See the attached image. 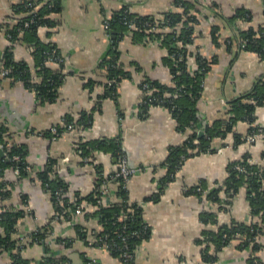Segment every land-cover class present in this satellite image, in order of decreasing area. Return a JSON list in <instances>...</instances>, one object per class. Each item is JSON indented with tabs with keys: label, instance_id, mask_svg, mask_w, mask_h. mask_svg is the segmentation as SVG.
<instances>
[{
	"label": "crops",
	"instance_id": "crops-1",
	"mask_svg": "<svg viewBox=\"0 0 264 264\" xmlns=\"http://www.w3.org/2000/svg\"><path fill=\"white\" fill-rule=\"evenodd\" d=\"M23 1L0 0V59L10 43L6 26L18 19L13 17L10 6ZM186 1L196 3L199 10L201 23L193 43L195 50L206 57L216 56L215 63L205 74L197 100L202 119L198 128L181 130L168 107L142 102L145 92L139 83L144 77L172 84L164 62L166 51L159 41L141 38L136 42L131 30L116 29L109 33L106 27V19L112 11L122 6L134 13L155 16L173 9L175 0H57L58 9L51 16L55 25L50 29L40 27L38 34L41 40L52 41L62 55L63 81L53 99L40 101L36 92L22 80L0 78V125L7 128L10 141L26 149L32 169L29 172H33L29 175L34 176L41 170L47 159L55 160V173L67 183V195L77 191L85 196L95 188V170L79 155V143L119 140L128 165L139 168L125 182L126 200L137 208L149 230L137 245L133 264H252L249 259L252 249L240 250L235 242L216 248L203 233L207 228L216 229L231 220L259 222V218L251 214L246 190L242 188L219 210V204L199 194L194 187L200 184L207 191L214 189L227 175L229 162L238 160L245 152L249 153L251 162L264 167V104L255 108L253 122L237 121L225 136L214 137L210 142L214 151L187 156L172 170L170 155L195 128L199 135L201 130L204 133L203 126L231 116L232 113H226L228 102L250 93L264 77V58L237 43L241 28L257 27L264 21V0ZM236 8L246 11L250 20L230 22L227 17ZM213 24L220 28V43L216 45L209 36ZM113 39L117 40L114 45L120 54L119 67L125 75L117 84L114 97L108 95L105 72ZM16 45L17 59L33 67L29 46ZM187 62L189 71L196 68L193 56ZM67 115L79 119L80 125L67 131ZM251 125L260 127L262 133L252 143L242 141L234 146V133L243 138ZM54 126L63 127L59 135L52 133ZM0 151V156L4 155L1 148ZM91 157L105 177L111 176L119 166L120 156L110 148L94 149ZM30 177L19 178L10 169L5 172L6 180L14 184L7 204L26 211L17 223L15 237L25 242L31 240L30 232L50 222L45 240H31L22 249L21 254L28 264H45L42 257L47 250L53 257L67 253L69 264H85L89 258H93L95 264H129L104 247L84 245L75 233L74 224L78 221L56 217L50 193L39 180ZM118 184L116 178L108 183L110 202L119 199ZM203 211L215 212L217 223L203 222ZM81 223L87 232L94 233V229H98L96 217L83 218ZM59 237L74 239L73 249L65 248L57 241ZM254 254L264 264V234ZM9 262V253L0 249V264Z\"/></svg>",
	"mask_w": 264,
	"mask_h": 264
},
{
	"label": "trees",
	"instance_id": "trees-1",
	"mask_svg": "<svg viewBox=\"0 0 264 264\" xmlns=\"http://www.w3.org/2000/svg\"><path fill=\"white\" fill-rule=\"evenodd\" d=\"M13 7L16 14L20 16L14 24L6 26L5 31L10 43L0 59V78H10L14 81L17 79L22 80L29 89L36 92L37 99L40 101L53 99L59 85L63 81V74L61 73L62 55L52 41L41 40L38 32L40 27L50 29L55 25L51 16L58 9V2L57 0H25L13 4ZM173 7V9L163 11L158 15L150 16L131 12L127 6H122L112 11L109 19H106V23L109 33L113 32V30L116 31V29L131 30L134 41L137 42L141 38L155 39L165 49L166 57L164 62L169 68L172 84L166 85L151 77H144L139 83L140 88L145 92L142 102L146 100L148 105L163 104L168 107L172 111L174 118L179 122L181 130H185L188 127L198 128L202 122L199 109L197 108V100L201 96L205 73L215 63L216 56L206 57L200 54L198 49L195 50L193 43L199 34L197 29L201 23L196 3L186 0H175ZM31 19L33 22H30L28 26H24V23ZM126 19L133 20L132 28H129L125 23ZM227 19L230 22L236 19L247 22L250 20L248 13L241 8H236ZM150 23L156 25V30L149 31ZM219 29L218 25L213 24L210 26L209 36L213 45L220 43ZM239 38L246 39L243 49L254 51L264 58V21L257 27L241 28L237 34V39ZM116 41V39H113L111 57L105 61L108 95L113 97L115 96L117 84L125 76L124 71L119 67L120 54H118L114 45ZM17 43L32 46L33 67L25 60L17 59L15 55ZM191 56L194 57L196 63V68L193 72H190L187 66V61ZM1 66L3 69H9L6 74L1 73L3 70ZM112 78L115 81L110 83L109 80ZM263 104L264 77L250 93L228 102L226 113H232L231 116H223L211 124L203 126L205 129L201 136L198 135V131H195V128L186 140L171 152V170L179 167L187 156L199 152L214 151L210 147V142L214 137L225 136L227 132L232 130L237 121L253 122L255 120V108ZM65 120L67 124L72 123L73 128L80 125L79 119L75 120L69 115L65 117ZM259 128L257 125H251L248 133L257 131ZM62 129L63 127H59V130ZM234 135L233 143L235 146L243 140L235 133ZM10 136L7 128L4 125H0V143L3 144L2 150L4 151V155L0 156V249L9 253V264H28V260L21 254L22 249L31 243V240L36 242L45 240L51 226L50 222L38 226L35 231L28 234L31 240H26V242L21 238L15 237L17 223L25 215L26 211L7 204V199L14 184L6 180L5 172L9 169L13 172V169L17 168L19 170V175H17L19 178L23 176L30 177L31 175L29 174L33 172H29L32 169H27L30 164L27 161L26 149L22 144L10 141ZM194 139H197V142H194ZM79 145L77 151L81 149L79 155L83 158H92L94 149L104 147L110 148L116 155L124 154L118 139L103 142L89 140L79 143ZM13 156H18L19 158L13 159ZM248 156L249 153L245 152L238 160L230 161L225 178L214 189L208 190L206 196L219 204L218 209L221 210L220 208H224L226 204L225 201L230 202V199L244 188L246 190L245 198L249 204L251 214L259 218V222L246 223L231 220L226 224L218 225L216 229H205L203 231L205 238H209V241L216 248L235 242L238 249L249 248L254 253L259 248L260 236L264 234V167L248 162ZM54 161L52 158L47 159L43 168L36 171L35 175L30 178L39 180L50 193L54 204V213H61L67 220L78 221L74 224V229L77 237L83 240L84 245L98 247L101 245L98 239L103 237L104 233H109V240L113 239L118 242L119 239L115 232L116 230L121 231L124 227L127 234V243L133 250L149 234L147 227L146 231H143L145 223L139 216L137 208L127 203L125 188L122 186L120 178L116 179L119 182L117 186L119 199L116 202H110L107 206L96 203L95 196L98 194L99 184L104 180L102 169L98 164H94V168L100 177L96 179L95 188L91 193L81 196L75 191L71 195H66L59 199L56 192L62 189L67 193L68 185L55 173ZM235 164H242L245 169L243 171L235 170L233 168ZM105 178L109 179V182L113 181L109 176ZM196 187H194L195 190ZM198 193L201 194L200 192ZM223 194L225 197L222 196ZM77 205H81L82 212L80 214L74 212ZM92 217L97 219L98 229H94V233L87 232L85 226L81 223L83 218L88 220ZM201 219L205 223L211 221V223L216 224L217 214L213 211H203ZM133 231L135 232L134 234ZM90 239L92 241H89ZM57 241L60 243L64 242L65 248L73 249L74 239L59 237ZM106 249L122 260L120 253L116 249L111 247H106ZM249 259L252 263L253 259L251 256ZM42 261L45 264H69L70 257L64 252L57 257H42ZM133 261L129 264H133Z\"/></svg>",
	"mask_w": 264,
	"mask_h": 264
},
{
	"label": "built area",
	"instance_id": "built-area-1",
	"mask_svg": "<svg viewBox=\"0 0 264 264\" xmlns=\"http://www.w3.org/2000/svg\"><path fill=\"white\" fill-rule=\"evenodd\" d=\"M10 10H11V13L13 14V17L19 18L20 15L16 14V11H15V8L13 7V4L10 6ZM30 22H33V20L31 19L29 21H26L24 23V26H28ZM125 23L128 25L129 28H132L133 20L126 19ZM149 26H150L149 31L156 30V25L150 23ZM106 27H107V24H106ZM193 37H194V35H193ZM237 43L242 47L246 44V39L239 38L237 40ZM32 49H33L32 46H29V50L31 51ZM53 52H55V51L53 50ZM55 58H56V56H55ZM207 64H209V63L207 62ZM1 69H3L2 66H1ZM8 70L9 69H3L1 71V73L6 74L8 72ZM194 70H192L190 72H193ZM114 81H115L114 78L109 80L110 83H112ZM203 81H204V79H203ZM202 84H203V82H202ZM65 126H66L67 131L73 129L72 123L66 124ZM52 133L56 136V135H59L60 132H59V129L56 126H54L52 128ZM260 133H262L261 128H259L257 131H252V132L248 133L245 137L242 138V140L244 142H247V143H252L257 139V137L260 135ZM194 142H197V139H194ZM2 147H3V144L0 143V148L2 149ZM18 158H19L18 156H13V159H18ZM84 160H85V162L91 163V165L94 168L95 162L93 161L92 158L85 157ZM248 162H251V160L248 159ZM251 163H253V162H251ZM233 168L235 170H238V171H243L245 169L244 165H242V164H235L233 166ZM27 169L30 170L31 167L27 166ZM94 170H95V168H94ZM137 170H139V168L128 165L127 160L125 159V156L122 154V155H120L118 168L116 169V171L111 176H109V178H111V179L120 178L122 181V186L125 187V182ZM13 172L16 175H19V170L17 168L13 169ZM95 174H96V179H98L100 177V175L97 173V170H96ZM103 176H104V174H103ZM108 183H109V179L107 180L104 176V180H102L101 183L99 184L98 194H96V196H95L96 197V203L99 205L107 206L110 204V200L108 199L109 198L108 194H110V189H109ZM196 190L203 195H206V193H207V190L202 188V186H200V185H197ZM56 194H57L59 199L61 197L67 195L66 191L62 190V189L58 190L56 192ZM233 197H235V195ZM81 209H82L81 205H77L75 207L74 212L81 213L82 212ZM67 210H69V208H67ZM71 212H73V211H71ZM55 216L56 217H63V215L61 213H55ZM143 231H146V226L143 227ZM134 233L135 232L133 231V234ZM115 234H116L117 238L119 239L118 242H115L113 239L109 240V233H104L103 237H100L98 239V241L101 242V245H99V246L104 247V248L111 247L113 249H116L120 253L122 260L124 262L130 263L131 261L134 260V251L136 250L137 247L134 248L133 250L129 247V245L127 243V234L125 233L124 227L122 228L121 231L116 230ZM63 243L64 242H61L62 245H64ZM49 256H51L50 251H45L43 258L49 257ZM251 257L253 259L252 264H262L259 261V259L255 256L254 253L251 254ZM85 264H95V260L93 258H89L86 260Z\"/></svg>",
	"mask_w": 264,
	"mask_h": 264
},
{
	"label": "water",
	"instance_id": "water-1",
	"mask_svg": "<svg viewBox=\"0 0 264 264\" xmlns=\"http://www.w3.org/2000/svg\"><path fill=\"white\" fill-rule=\"evenodd\" d=\"M203 133V130L199 131V135H201ZM1 152V151H0Z\"/></svg>",
	"mask_w": 264,
	"mask_h": 264
}]
</instances>
